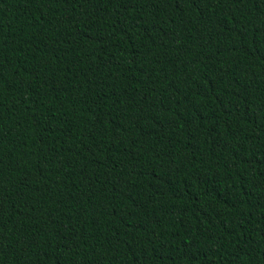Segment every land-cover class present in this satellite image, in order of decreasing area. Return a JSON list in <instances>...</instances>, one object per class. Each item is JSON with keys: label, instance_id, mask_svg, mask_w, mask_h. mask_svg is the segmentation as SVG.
<instances>
[{"label": "trees", "instance_id": "obj_1", "mask_svg": "<svg viewBox=\"0 0 264 264\" xmlns=\"http://www.w3.org/2000/svg\"><path fill=\"white\" fill-rule=\"evenodd\" d=\"M0 264H264V0H0Z\"/></svg>", "mask_w": 264, "mask_h": 264}]
</instances>
